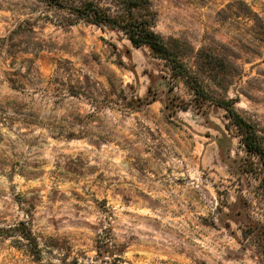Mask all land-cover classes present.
<instances>
[{
  "label": "rangeland",
  "instance_id": "obj_1",
  "mask_svg": "<svg viewBox=\"0 0 264 264\" xmlns=\"http://www.w3.org/2000/svg\"><path fill=\"white\" fill-rule=\"evenodd\" d=\"M149 1L185 75L0 0V264H264L263 165L217 103L264 146V0Z\"/></svg>",
  "mask_w": 264,
  "mask_h": 264
},
{
  "label": "trees",
  "instance_id": "obj_2",
  "mask_svg": "<svg viewBox=\"0 0 264 264\" xmlns=\"http://www.w3.org/2000/svg\"><path fill=\"white\" fill-rule=\"evenodd\" d=\"M60 7L75 19L122 30L135 47L147 46L154 54L169 62L177 75H185L183 65L177 56L153 30V15L149 0H42ZM71 23V22H68ZM198 90V89H197ZM223 106L233 124L241 131L242 142L250 153L256 154L263 165L262 190L264 193V146L255 127L243 118L229 100L217 102ZM106 264H124L113 258Z\"/></svg>",
  "mask_w": 264,
  "mask_h": 264
}]
</instances>
